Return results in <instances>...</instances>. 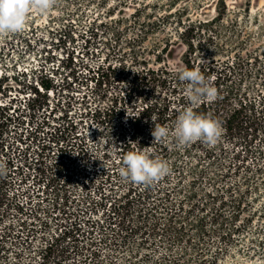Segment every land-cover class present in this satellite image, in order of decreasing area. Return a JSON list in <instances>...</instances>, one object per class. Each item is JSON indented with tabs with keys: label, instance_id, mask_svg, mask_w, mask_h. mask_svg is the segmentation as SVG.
I'll use <instances>...</instances> for the list:
<instances>
[{
	"label": "trees",
	"instance_id": "trees-1",
	"mask_svg": "<svg viewBox=\"0 0 264 264\" xmlns=\"http://www.w3.org/2000/svg\"><path fill=\"white\" fill-rule=\"evenodd\" d=\"M101 3H105V0ZM125 4H127L125 0H119L116 6L121 7ZM116 6L109 8L105 15L114 13ZM141 12L142 8L135 7L134 13L138 18ZM62 13L65 17L60 18L62 21L56 31L59 40L66 42V39L72 38L78 29H82L81 36L85 38V47L89 52L95 53L97 46L104 38L102 34L105 22L93 13L85 17L86 21L82 18L83 11L79 12L76 8L72 12L69 6L64 7ZM35 20L36 16L29 15L23 31L0 34V59L10 56L11 49L18 43L31 49L36 40L38 42L43 40L41 37L31 38L29 35V29L32 32L38 27ZM166 20L165 16L157 22L147 19L141 23L142 30L146 32L154 25H165ZM181 22L180 18L176 21L179 24ZM51 23L54 21L51 20ZM162 55H166L165 51L156 53L154 66H150L138 55L131 56L130 66L121 64L118 68L111 63H91L81 60L78 66L82 67V70L78 71L77 65L71 66L68 63L72 61L73 56L67 54L60 65L66 69V72L59 76V79L53 76L59 72V68L53 67L46 74L39 73L33 82L26 85V89L30 92L26 100L17 102V99L10 98L6 105H0V208H3L0 214L3 215L6 209L11 208L19 215L27 209L28 206L7 197L5 188L11 184V179L9 180L6 173L7 171L20 173L19 180H23L24 170L30 169L33 172L32 185L39 184L38 190L47 189L49 198L53 195V203L50 207L55 208L60 214L55 218L57 220L55 234L40 249L39 264H48V262L63 264L65 259L70 258L71 253L75 256L71 264H99L100 251L95 245L110 242L106 236L108 232H112L111 235L113 234L115 241L112 243L118 247L125 243L129 234L143 231L142 226L126 225L127 215L132 205L139 206V212L144 217L154 216V213L156 216L158 211L159 213L171 212L169 205L166 204L170 203L171 193L180 189V180L174 182L171 176V173L175 172L180 174L177 160L173 163L171 171L159 180L139 184L141 185L139 187L130 181L125 192V199L120 201L118 197L119 180L123 178L120 175V168L123 166L122 157L128 151L137 149L134 134L141 117L150 119L155 113L157 117L154 119L153 126H162L165 123L173 125L180 111L191 106L197 114L206 115L214 119L219 126L221 125L222 134L238 136L244 140L245 146L248 139L256 134L257 126L261 125L264 118L262 111L255 110L251 101L241 98L232 102L231 99L222 97L220 94L221 86L228 80L229 74H232L231 69L239 68V62H235V66L233 61L219 62L214 59L200 63L192 59L189 52L186 53L182 66H187L189 69L198 67L206 80H210L217 90L215 98L211 101L202 99L196 104H191L183 94L185 82L179 81L175 70L164 63ZM10 58L14 59L12 56ZM117 75H121V78L128 83L125 95L121 97L122 101L103 104L104 87ZM5 81H7V75L0 74V92L2 93L7 88H12L8 82L4 84ZM158 90V99L144 102L138 115H129L127 122L119 119L126 112V102L132 103L134 97L145 101L150 92L154 93ZM126 96L128 98H125ZM25 123L30 126L25 127ZM129 125L131 128L128 131ZM91 127L94 128L93 134L89 130ZM40 133H45L41 142L36 140ZM95 134L101 135L105 144L100 152L91 154L89 141L92 142L95 139ZM110 141L114 143V152L117 155L113 160L110 159L112 153L108 147ZM198 141L201 146L203 141ZM33 142L35 156H30L29 148ZM168 149L167 145L158 144L148 154L166 162L169 157ZM200 150L201 154L196 158V163L200 166L191 167L193 177L190 185L192 187L197 184V180L205 178L202 161H205L204 157L209 158L211 155L207 147H200ZM50 152H52L51 155L47 154ZM184 152L189 154L188 149ZM44 157L50 158L48 164L46 162L44 164ZM260 159L264 162V158ZM78 162L81 166H78ZM245 168L242 179L237 180L234 186L224 184L229 191L224 187L216 198L230 211V214L225 217L229 227L221 233L224 244L232 243L236 235L247 231L254 218L264 217V167L256 162L251 168H247L245 164ZM234 170L240 172V166L234 167ZM250 172L256 175L254 180L249 179ZM27 176L30 177L31 173L27 172ZM225 177L217 174L209 176L208 179L221 181ZM69 187H72V190L75 189V192L79 191L78 195H71ZM226 191L228 195H222V192ZM32 196L33 194L29 192L26 196L28 201L25 197V204H31ZM209 197L212 201L215 199L210 195ZM186 200L187 197H184L179 201L180 204L174 209V214L179 211L189 217L197 211L195 216L198 213L200 215L196 219V231L199 237H203L207 231L203 216L206 207L203 202L187 203ZM256 202L259 204L254 206ZM68 203L74 208L71 206L72 209H70ZM28 209L30 210L29 207ZM30 211L32 213V210ZM96 213H100L103 218L94 219L91 214ZM218 216L216 209L212 207L207 218L211 223H215ZM169 218L172 220L171 216ZM219 225L214 229L217 233H219ZM153 226L159 229L157 223ZM116 227L121 228L119 233L115 231ZM161 230L163 231V228ZM256 230L257 228L251 230L252 236ZM174 232L168 233V242L180 239L178 229L174 228ZM8 236L10 233L6 230L0 234V264H8L10 259H16L19 256V250L16 249L11 257L8 258L5 255L8 250L6 249ZM18 237L24 242L30 238L28 232L24 235V239L22 235L18 234L16 238ZM250 242L255 244L254 247L248 246L249 253L257 252L256 250L264 252L261 241L252 242L251 240ZM256 244H258L257 249ZM198 248L200 250L199 246ZM206 248L200 253L202 264H222L219 259L220 251L211 252ZM54 258L56 261H51Z\"/></svg>",
	"mask_w": 264,
	"mask_h": 264
},
{
	"label": "rangeland",
	"instance_id": "rangeland-1",
	"mask_svg": "<svg viewBox=\"0 0 264 264\" xmlns=\"http://www.w3.org/2000/svg\"><path fill=\"white\" fill-rule=\"evenodd\" d=\"M102 1L50 0V7L44 11L29 8L27 16H36L35 23L38 26L32 32L29 29V35L31 38L41 37L43 40L40 42L36 40L31 49L18 43L11 49L10 56L14 59H11L9 55L0 59V74L7 75V81L4 84L8 82V85H12V88L2 90L3 93L0 92V105H6L10 98L17 99V102L26 100L30 95L26 85L33 82L39 73L46 74L53 67L59 68V72L53 74L55 79H59V76L66 72V69L60 65L67 54L73 56L72 61L68 63L71 66L77 65L76 68L81 71L82 67L78 66L81 60L91 63H111L118 68L121 64L130 66L132 55H138L150 66H154L155 55L160 51H165L166 55H162L164 63L171 69H175L177 66H182L183 57L189 52L191 58L200 63L214 59L219 62L233 61L235 66V62H239V68L231 69L232 74H229L228 80L221 86L220 94L222 97H228L232 102L241 98L251 101L254 109L262 111L264 117V0H125L127 4L121 7L116 6L119 0H105V3H101ZM30 2L35 3V0ZM67 6L72 12L76 8L79 12L83 11L82 18L86 21L85 17L93 13L105 22L102 34L104 38L97 46L95 53L89 52L85 47V38L81 36L82 29H78L72 38L66 39V42L59 40V36L56 35L62 21L60 18L65 17L62 13L63 9ZM114 6H116L114 13L105 15L108 9ZM135 7L142 8L140 18L134 13ZM162 16L167 18L165 25H154L146 32L142 30L143 21L150 19L157 22ZM178 18L181 19V24L176 23ZM51 20L54 23H51ZM127 85L128 83L121 78V75L115 76L104 87L103 104L122 101L121 97H124ZM158 96L159 90L150 92L145 101L138 97H134L132 103L125 101L126 112L119 119L127 122L129 115H138L144 102L158 99ZM156 117L157 115L153 113L150 119L141 117L139 120L134 134L136 150L148 153L158 144L167 145L169 148V157L166 161L168 172L177 160L180 174L175 172L171 173V176L174 182L180 180V189L171 193L170 203L166 204L169 205L171 212L159 213L158 211L156 216L154 213V216L144 217L139 212V206L132 205L127 215L126 225L142 226L143 231H137L132 235L126 234L128 236L125 243L118 247L112 243L115 242L112 232H108L106 236L110 242L95 245L100 251L99 264H202L200 253L205 247L211 252L219 250L221 253L219 259L222 264H264V252L256 250L257 252L249 253L247 250L248 246L254 247L255 243L251 244V240L252 242L261 241L264 247V217L254 218L247 231L236 235L232 243L224 244L221 233L229 227L225 217L230 214V211L227 206H223L216 200L221 189L226 187L229 191L226 185H233L237 180L242 179L246 169L245 164L247 168H251L254 163L259 162L264 167V162L260 159L264 158V118L261 125L257 126L256 134L248 139L246 146L245 141L238 136L232 137L227 134H222L214 146H209L205 142L200 146L199 141L181 146L171 135L159 141L153 139L151 129L154 127L152 124ZM28 126L30 124L25 123V127ZM162 126L172 129L174 124L165 123ZM129 128H131L130 125L127 127L128 131ZM89 130L93 134L94 128L91 127ZM44 137L45 133H40L36 140L41 142ZM33 144L34 142L29 148L30 156H35ZM104 144L101 135H96L92 142L89 141V152L91 154L100 152ZM108 147L112 153L110 159L113 160L117 157L114 152V143L110 141ZM200 147H207L211 155L209 158L204 157L205 161H202L205 178L197 180V184L192 187L190 185L193 177L191 167L200 166L196 163V158L201 154ZM185 149H188L189 154L184 152ZM51 153L47 154L51 155ZM16 158L19 161V157ZM49 160L50 158L44 157V164L45 162L48 164ZM78 166H81L80 162ZM236 166H240V172L234 170ZM25 171L23 180H19L20 173L8 171L6 173L9 180L11 179V184L5 188L7 197L32 210L30 213L27 207L22 214L17 215L10 208L6 209L3 215L0 214V234L4 230L10 233L7 237L6 249L8 250L5 255L9 258L15 249L19 250V256L16 259H10L8 264H39L40 249L55 234L57 226L55 218L60 215L55 208L50 207L53 203V195L49 198L47 189L38 190L39 184L32 185L33 172L31 169ZM27 172L31 173L30 177L27 176ZM217 174L226 177L221 181L208 179L209 176ZM249 177L250 180H254L256 175L250 172ZM119 181L117 193L120 201H123L131 182L125 178ZM68 190L74 196L79 193V191L75 192V189L72 190V187ZM227 191L222 192V195H228ZM29 192L33 194V201L31 204H25V197ZM209 195L215 199L212 201ZM184 197H187V203L199 201L206 207L203 216L207 231L203 237H199L196 231V219L200 215L198 213L195 216L197 211L189 217L179 211L174 214V209ZM26 200L28 201L27 197ZM254 204L257 206L259 202ZM68 206L70 209L73 207L70 203ZM212 207L219 214L215 223H211L207 218ZM2 210L3 208H0L1 212ZM91 216L94 219L103 218L100 213L91 214ZM155 223L158 224L159 229L154 228ZM221 223L223 224L220 226ZM217 225H219V233L214 231ZM174 228L178 229L180 239L168 242V233H175ZM254 228L257 230L252 236L251 230ZM120 230V227L115 228L118 233ZM27 232L30 238L26 242L20 237L16 238L19 234L24 239ZM117 239L120 238L117 237ZM256 245L257 249L258 244ZM74 258L75 256L71 253L70 258L65 259L63 264H71ZM51 261L56 260L54 258ZM48 264L54 263L48 262Z\"/></svg>",
	"mask_w": 264,
	"mask_h": 264
},
{
	"label": "clouds",
	"instance_id": "clouds-1",
	"mask_svg": "<svg viewBox=\"0 0 264 264\" xmlns=\"http://www.w3.org/2000/svg\"><path fill=\"white\" fill-rule=\"evenodd\" d=\"M44 11L50 7V0H0V34L17 33L24 30L29 8ZM179 81L185 82L183 94L191 104L202 99L211 101L217 94L216 88L206 80L200 69L187 66L175 67ZM153 139L159 141L173 136L181 146L202 140L214 146L222 135L219 124L212 118L197 114L193 107L183 108L177 116L174 127L155 125L151 129ZM120 175L136 184H148L159 180L168 173V165L150 154L132 150L122 157Z\"/></svg>",
	"mask_w": 264,
	"mask_h": 264
}]
</instances>
